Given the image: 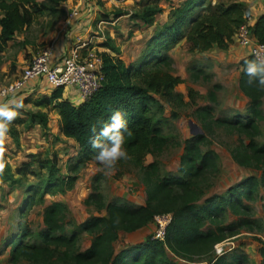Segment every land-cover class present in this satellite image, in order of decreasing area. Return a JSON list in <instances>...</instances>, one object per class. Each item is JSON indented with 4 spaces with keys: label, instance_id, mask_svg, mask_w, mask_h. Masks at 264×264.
I'll list each match as a JSON object with an SVG mask.
<instances>
[{
    "label": "rangeland",
    "instance_id": "374dc122",
    "mask_svg": "<svg viewBox=\"0 0 264 264\" xmlns=\"http://www.w3.org/2000/svg\"><path fill=\"white\" fill-rule=\"evenodd\" d=\"M146 1L148 0H94L92 5L96 7L91 15L93 18L86 19L87 21L83 23L86 27L89 25L88 32L84 30L80 33L74 30L71 36L70 29L67 30L69 24L63 23L67 13L65 9H61L57 14L43 12L36 15L29 24L16 31L7 41L5 48L0 51V85L15 78L22 66L46 44H61L67 33L69 34L66 37L71 41L75 40L77 32L84 34V38L89 40L86 42L94 46L96 52L111 51L101 46V43L106 41L112 44L114 49L118 47L116 54L125 62L135 59L136 62L149 50L148 37L165 20L169 21V10L180 2L155 0L161 6V11L154 15L153 23L148 25L130 17L131 13L139 12L142 8L140 3H147ZM208 1L203 0L201 7L196 5L193 12L204 9ZM217 1L219 0H215L214 3ZM244 5L246 6L245 3ZM246 8L247 19H250L254 13L263 10L264 5L259 8L253 6ZM85 26L77 25V29H84ZM184 29L185 26L182 25L181 30ZM178 41L168 49L176 50L174 57L168 55L159 62L145 57V60L149 58L148 63L144 64L146 67H160L181 78L172 90L174 93H180L185 98V103H180L176 99L168 103L158 93L151 92L161 107L156 103H149L148 114L160 127L163 143L154 153L146 152L143 162L154 161L156 173L159 175L173 174L181 177L178 161L183 151L184 139L191 133L203 135L200 148L211 149L214 152L215 168L204 170L196 178L195 183L190 185L189 196L196 208L209 197L219 203L221 212L215 213L217 222L203 216L200 229L202 232H214L217 236L223 235V238L218 240L222 241V248L228 245L233 247V250H225L226 252L219 254L224 257V263L233 262V254L237 253L242 257L238 258L236 263L248 264L245 258L248 251L253 257L252 262L257 259L259 261L257 248L260 242L257 238L260 236V229L264 228V154L252 153L247 149L246 133L227 128L225 124L217 122L222 117L246 116L248 99L237 85V76L241 69L239 61L248 55L247 48L232 40L226 49L212 46V49L204 54L202 51L188 52L185 43L182 46ZM144 61H141L139 66L143 67ZM42 86L44 90L36 87L33 90L20 91L13 96L18 100L22 99L24 103V109L19 116L23 123L15 122L20 131L18 138L23 147L14 142L12 144L11 141L9 145H4L6 160L12 170L21 165L22 161L29 159L28 153H34L37 160L52 158L54 166L52 170L56 177L74 174L75 180L69 186L66 180L56 184L50 183L52 179H48V171L44 167L40 169L37 160L32 162V168L37 173L21 176L15 182H8L0 177V264H33L25 257L10 260L8 240L18 237L24 243H43L40 235L44 228L42 210L51 200H61L65 204V227L67 231H77L75 249L79 250L83 249L92 237L91 232L81 229V221L88 216L104 213L102 208L96 207L93 201L87 199L89 192L99 193L103 202L115 201L131 205L144 202L145 186L141 179V170L130 159L120 161L115 173L106 176L94 156H83L82 165L73 171L72 165L81 155L76 142L59 131L58 115L51 104L34 105L36 98L50 94L51 88ZM189 89L192 93L188 97ZM36 110L46 112L44 132L38 122L31 126L26 125L31 111ZM260 110L261 115L256 120L258 131L253 135L257 145L264 144V91ZM248 178L249 180L242 185L244 193L238 196V203L242 204L244 209L240 210L234 206L239 211L234 212L227 202L228 188L230 186L237 188L240 182ZM31 196L34 202L32 204L26 202L22 209L23 202ZM154 227L155 219L152 218L137 229L119 230L118 237L112 243L114 251L143 242L155 231ZM25 228L28 231L26 234ZM229 228L235 229L236 232L229 233L227 231ZM255 254L257 258L254 260ZM215 255L212 243L209 245L207 243L202 250L179 254L166 250L165 260L161 264H219L222 259L217 262L216 257L219 255ZM49 264L64 263L53 257Z\"/></svg>",
    "mask_w": 264,
    "mask_h": 264
},
{
    "label": "trees",
    "instance_id": "16d2710c",
    "mask_svg": "<svg viewBox=\"0 0 264 264\" xmlns=\"http://www.w3.org/2000/svg\"><path fill=\"white\" fill-rule=\"evenodd\" d=\"M63 1L73 2V0H0V51L5 48L13 34L29 24L36 15L43 12L57 14L62 9L60 5ZM146 2L140 3L142 6L140 11L131 13L130 17L150 25L154 21V15L161 11V6L155 0ZM202 2L203 0H180L179 4L169 10V21L165 20L148 37L149 50L136 62V59L125 62L116 54L118 47L114 49L112 44L102 42L101 46L107 47L114 54L106 50L96 52L100 57L101 80L99 86L80 102L73 104L63 98L61 86L53 88L49 95H41L34 100L36 106L51 104L58 115L59 131L76 142L81 155L72 165L73 171L82 165L83 156L95 155L96 150L90 143L93 127L99 132L103 124L109 122L112 111L120 110L132 132L131 136H126L124 148L129 159L141 170V179L145 186L144 202L137 205L115 201L103 202L99 193L89 192L87 199L93 201L96 207L102 208L104 213L88 216L81 221V229L91 232L92 237L89 243L79 250L75 249L77 231H67L65 227V204L61 200H51L42 210L44 228L40 235L43 243H24L18 237L11 238L8 240L10 260L25 257L33 264L35 262L49 264L54 257L64 264H161L165 260L166 250L175 254L202 250L207 243L213 245L223 238V235L217 236L214 232H202L200 229L203 216L208 217L210 221H218L215 213L221 212L219 203L207 197L204 203L196 208L189 196L190 185L195 183L196 178L204 170L215 168L214 152L211 149L200 148L203 135L191 133L184 139L183 151L178 161L181 177L173 174L159 175L156 173L154 161L143 162L146 152L154 153L163 143L160 127L148 114L149 103H156L161 107L151 92L158 93L168 103L173 99L185 103V98L172 90L181 78L160 67H146L148 59L153 58L155 62L165 59L168 56V49L182 37L188 51H203L212 46L226 49L238 26L248 22L247 8L242 1H218L213 4L208 1L204 9L193 12L194 7L196 5L201 7ZM182 25L185 26L184 30H181ZM247 27L257 41L264 43V12L258 14L251 23L248 22ZM146 56L149 58L145 60ZM250 59L253 57L249 53L241 58L239 61L241 69L237 76V85L248 99L246 116L222 117L217 122L225 124L227 128L246 133L247 149L252 153L264 154V144L257 145L253 136L258 131L256 120L261 115L260 104L264 89L248 84V77L243 69L245 61ZM141 61H144L142 65L145 64L143 67L139 66ZM191 93L192 90L189 89L187 96L189 97ZM46 116L45 111H31L26 125L31 126L38 122L44 132ZM15 122L23 121L18 117L10 126L9 135L17 145L20 131ZM27 156L28 160L22 161L21 165L11 170L4 152L5 170L0 177L8 182H15L21 176L37 173L32 168V162L37 160L35 154L28 153ZM37 161L40 169L44 167L48 171L47 177L52 179L50 183L56 184L66 180L69 186L75 180L74 174L56 177L52 170L54 167L52 158ZM248 180L249 178L244 179L237 188L234 186L228 188L227 202L234 212H239L234 206L240 210L244 209V206L238 203V196L244 193L242 185ZM230 189L232 190L229 193ZM248 192L249 190L246 194ZM32 198L31 196L23 202L22 209L26 202L29 204L34 202ZM163 212L170 213L169 221L164 228L163 240L151 235L143 242L114 251L112 243L118 237L119 230L137 229L150 221L155 214ZM227 231L236 232L232 228ZM26 233L27 228L24 230V234ZM257 239L260 242L257 248L260 255L258 264H264V228L260 229V236ZM241 257L234 253L233 262L227 263H224L222 255L216 258L217 262L222 259L219 264H237L236 260Z\"/></svg>",
    "mask_w": 264,
    "mask_h": 264
},
{
    "label": "built area",
    "instance_id": "2783aa9c",
    "mask_svg": "<svg viewBox=\"0 0 264 264\" xmlns=\"http://www.w3.org/2000/svg\"><path fill=\"white\" fill-rule=\"evenodd\" d=\"M86 8L88 6L86 5ZM77 8H70L67 16H77ZM247 23L238 26L232 35V40L247 48L248 53L254 58L256 54H264V43L257 41L249 31ZM100 57L96 50L86 40L69 41L64 35L61 44H46L40 51L22 66L20 72L11 81L0 85V102H6L10 97L23 90H33L39 85L47 88L61 86L71 87L79 99L90 95L101 80ZM170 213L163 212L153 216L155 219L154 238L163 240L166 223ZM221 242L213 244L215 254H220L231 248L230 245L221 247ZM230 246V247H229Z\"/></svg>",
    "mask_w": 264,
    "mask_h": 264
},
{
    "label": "clouds",
    "instance_id": "9594fccd",
    "mask_svg": "<svg viewBox=\"0 0 264 264\" xmlns=\"http://www.w3.org/2000/svg\"><path fill=\"white\" fill-rule=\"evenodd\" d=\"M243 71L250 86L264 89V54L258 53L253 59L246 60ZM23 109V100L16 97L0 102V174L5 170L4 145L8 139L10 126L21 115ZM92 132L90 143L96 150L94 159L102 166L101 171L104 175L110 176L115 173L120 161H127L130 158L124 144L126 136H131L132 132L120 110L112 111L109 122H105L99 132L95 127Z\"/></svg>",
    "mask_w": 264,
    "mask_h": 264
},
{
    "label": "crops",
    "instance_id": "0c3cea01",
    "mask_svg": "<svg viewBox=\"0 0 264 264\" xmlns=\"http://www.w3.org/2000/svg\"><path fill=\"white\" fill-rule=\"evenodd\" d=\"M220 1V0H219ZM222 1V0H221ZM238 1H242V2H244L245 4H246V6L247 7H249L250 8V6H253V7H256V8H259V6H262V5H264V4H261V3H263L264 2V0H238ZM209 2L210 3H214L215 2V0H209ZM218 2V1H217ZM94 3V0H73V2H71V3H69V2H65V1H63L62 3H61V7H62V9H65L67 12L69 11V9L72 7V8H77L78 9V11H79V13H78V15L77 16H72L71 18H69L68 16H67V13H66V19L64 18V21H63V23H64V25H65V22H67V24H69V26L67 27V30L68 29H70V31H69V33H67L66 35H68L69 34V36H71V34L73 33V32H75V31H77L78 30V32H82V31H86V33L88 32V29L90 28L89 27V25H88V27H86L85 25H83V23H84V21L86 22L87 20L86 19H88V20H92V18L93 17H91V15H92V13H93V9H95V7L96 6H94V5H92ZM86 5L88 6V8H86ZM262 12H264V9L263 10H261V11H259V12H257V13H254L253 14V16L250 18V19H247V21L249 22V23H251L252 21H253V19L258 15V14H260V13H262ZM95 13V12H94ZM63 23H62V25H63ZM66 24V25H67ZM86 24V23H85ZM88 24H90V23H88ZM77 25H79L80 27H84L85 26V28L84 29H77ZM87 25V24H86ZM75 30V31H74ZM76 33V36L74 37V41H76V40H78V39H80V40H83V39H86V41H88L89 42V40H87V38H84L85 37V35L84 34H79V33ZM75 34V33H74ZM69 41H71L70 39H68ZM184 43H185V45H186V42H185V39L183 38V39H180L179 41H178V44L179 45H181L182 44V46L184 45ZM177 44V43H176ZM94 47V46H93ZM95 48V47H94ZM182 49H183V47H182ZM210 49H212V47H210V48H208V49H206V50H203L201 53H204V54H207L208 53V51L210 50ZM189 52V51H188ZM168 55H169V57H174V55H175V53H176V50L174 49V48H171L170 50H168ZM38 87H41L43 90H44V87L42 86V85H39ZM37 87V88H38ZM72 87V86H71ZM71 87H63V88H61L62 89V91H61V94H62V97L63 98H65V99H67L69 102H71V103H73V104H76V103H78V102H80L81 101V99H79V98H77V96L75 95V92L73 91V88H71ZM47 89H50V88H47ZM52 90V89H51ZM23 132V131H22ZM10 141H11V143L12 144H14L13 143V140H12V138L10 137V135L8 134V139L6 140V142H5V145H9L10 144ZM18 145H21L22 146V144H21V142H20V140H19V138H18ZM23 147V146H22ZM258 252V251H257ZM251 255V253L248 251L247 252V254H246V256H245V258H246V260H248L247 262H248V264H258L259 263V261H260V259H259V261H258V259H257V261H254V262H252L253 260H252V258L253 257H251L250 256ZM257 254H255L254 255V260L257 258V256H256ZM258 256H260L259 254H258Z\"/></svg>",
    "mask_w": 264,
    "mask_h": 264
}]
</instances>
